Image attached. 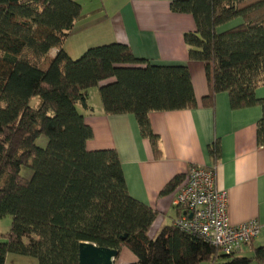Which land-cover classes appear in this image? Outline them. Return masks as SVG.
<instances>
[{
    "label": "trees",
    "instance_id": "16d2710c",
    "mask_svg": "<svg viewBox=\"0 0 264 264\" xmlns=\"http://www.w3.org/2000/svg\"><path fill=\"white\" fill-rule=\"evenodd\" d=\"M169 8L193 18L183 37L189 60L204 66L203 103L226 92L233 109L260 106L256 139L264 145V97L256 94L264 85V0H172ZM81 11L76 0H0V219L11 216L0 264L8 254L78 264L82 242L125 246L137 258L130 264L264 263V245L253 257L235 256L173 225L148 235L156 212L129 194L117 152L87 147L89 89L98 88L106 114H133L159 155L149 114L196 106L189 68L137 57L119 41L72 57L63 44ZM209 154L218 157L217 142Z\"/></svg>",
    "mask_w": 264,
    "mask_h": 264
},
{
    "label": "crops",
    "instance_id": "0c3cea01",
    "mask_svg": "<svg viewBox=\"0 0 264 264\" xmlns=\"http://www.w3.org/2000/svg\"><path fill=\"white\" fill-rule=\"evenodd\" d=\"M171 1L120 0L112 10L103 3V20L110 26L106 30L107 38L128 43L135 56L153 63L187 64L196 106L149 114L151 130L158 137L159 155H156L150 140L141 135L135 116L106 114L102 103L91 102L90 90L99 93L97 87H92L89 102L93 112H84L93 133L87 147L111 148L117 152L129 194L156 212L148 231L151 238L164 226L173 225L180 213L172 199L184 183L189 167L213 168L217 188L227 192L229 222L236 225L256 219L260 223L258 236L234 253L253 257L254 248L264 245V145H259L256 139L261 107L233 109L226 92L217 93L212 106L203 103L208 90L204 66L189 60L183 37L195 24L191 15L172 12ZM73 30L74 27L71 33ZM256 94L264 97V85L257 88ZM214 142L218 144L217 158L209 154V146ZM177 176L182 177L179 183L165 191V186ZM136 260L135 254L123 246L113 264H130ZM5 264H37V260L8 254ZM252 264L264 263L254 260Z\"/></svg>",
    "mask_w": 264,
    "mask_h": 264
},
{
    "label": "built area",
    "instance_id": "2783aa9c",
    "mask_svg": "<svg viewBox=\"0 0 264 264\" xmlns=\"http://www.w3.org/2000/svg\"><path fill=\"white\" fill-rule=\"evenodd\" d=\"M227 203V192L217 188L214 169L190 166L184 183L172 199L173 206L180 211L173 226L201 237L222 253L230 254L255 239L261 226L256 219L231 224Z\"/></svg>",
    "mask_w": 264,
    "mask_h": 264
},
{
    "label": "rangeland",
    "instance_id": "374dc122",
    "mask_svg": "<svg viewBox=\"0 0 264 264\" xmlns=\"http://www.w3.org/2000/svg\"><path fill=\"white\" fill-rule=\"evenodd\" d=\"M82 8V16L75 23L73 32L64 41V48L72 57L79 56L89 46L112 42L107 38L106 30L109 28V23L103 20V12L101 11L102 4L112 10V7L118 5L120 0H76ZM106 1V2H105ZM98 22V23H97ZM94 23V24H93ZM92 24V25H91ZM91 25V26H88ZM91 102L101 103L99 93L95 89L90 90ZM38 98H32L30 103L32 106L38 105ZM46 137L41 135L37 139V144L40 146L46 145ZM11 224V216L7 215L0 219V233L9 231Z\"/></svg>",
    "mask_w": 264,
    "mask_h": 264
},
{
    "label": "water",
    "instance_id": "95a60500",
    "mask_svg": "<svg viewBox=\"0 0 264 264\" xmlns=\"http://www.w3.org/2000/svg\"><path fill=\"white\" fill-rule=\"evenodd\" d=\"M116 249L99 247L90 242H82L78 249V264H113L118 256Z\"/></svg>",
    "mask_w": 264,
    "mask_h": 264
}]
</instances>
